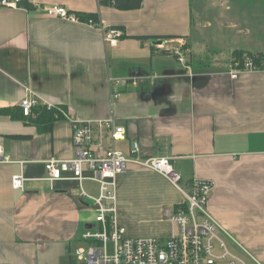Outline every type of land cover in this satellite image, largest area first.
Returning <instances> with one entry per match:
<instances>
[{
	"label": "crops",
	"instance_id": "crops-1",
	"mask_svg": "<svg viewBox=\"0 0 264 264\" xmlns=\"http://www.w3.org/2000/svg\"><path fill=\"white\" fill-rule=\"evenodd\" d=\"M29 1V11L0 4V109L33 98L60 105L65 115L39 131L0 113V143L9 158L0 162V264H69L85 245L95 208L80 192L96 196L98 184L87 170L80 182L49 181L44 161L74 156L77 121L110 117L125 136L113 140L109 128L94 124L96 155L110 148L129 154L137 141L141 157L168 158L186 190L193 178L212 181L207 209L239 246L221 236L253 264H264V69L232 78L236 67L229 65L234 50L264 52V16L253 20L241 5L209 0L208 9L198 6L199 20L225 7L231 25L193 35L190 0H142L133 10L98 0ZM52 5L98 12L102 27H120L118 44L107 46L95 25L47 15ZM226 36L232 46L224 55L219 42ZM15 174L25 178L22 189L11 186ZM115 195L126 236L164 238L176 230L166 212L184 196L159 173L142 167L119 173Z\"/></svg>",
	"mask_w": 264,
	"mask_h": 264
},
{
	"label": "built area",
	"instance_id": "built-area-1",
	"mask_svg": "<svg viewBox=\"0 0 264 264\" xmlns=\"http://www.w3.org/2000/svg\"><path fill=\"white\" fill-rule=\"evenodd\" d=\"M112 1V0H111ZM0 4L15 7L16 1L1 0ZM49 16L79 21L73 11H68L60 5H52L45 8ZM86 23L101 28L103 41L107 46H116L121 36V31L113 27H102L101 20L98 23L89 19ZM162 47L163 43L157 44ZM181 49H175L178 59L183 61ZM235 70L230 72L232 78L244 71L260 70L253 64L250 57L246 56L241 66L235 63ZM264 69V68H262ZM109 82L118 83L117 79H109ZM113 99L118 97V92L112 91ZM39 105L33 98H24L19 102L22 114L28 116L32 108ZM52 107L50 104L45 105ZM65 115V111H61ZM110 129L113 140L122 139L125 129L115 126L112 117L104 121L82 120L73 124L72 146L74 156L67 159L50 157L44 161L47 172L46 179L55 181L60 179H75L80 182L85 170L89 172L88 178L98 184L99 192L91 196L81 190L84 198L91 200L95 208V224L87 228L82 234L84 246L74 250L73 256L77 264H216L217 260L230 256L229 264H236L242 260L231 254L226 248L224 235L230 241L239 246L232 236L225 231L213 219L207 209L209 194L213 183L207 179L193 178L187 185L188 190L182 184L181 175L173 168L168 158L141 157L139 145L134 141L129 154L110 148L101 156L93 152V127ZM9 161L4 154L0 143V162ZM133 167H142L155 171L162 175L176 190L184 196L185 208L167 210L168 220L176 225V230L164 238L159 237H129L124 233L116 219L115 188L116 176ZM22 174L11 176L13 189H22L24 183ZM112 245V252L108 251V243ZM222 249V254L217 255L214 249Z\"/></svg>",
	"mask_w": 264,
	"mask_h": 264
},
{
	"label": "trees",
	"instance_id": "trees-1",
	"mask_svg": "<svg viewBox=\"0 0 264 264\" xmlns=\"http://www.w3.org/2000/svg\"><path fill=\"white\" fill-rule=\"evenodd\" d=\"M1 1V0H0ZM100 5H108L112 6L119 10H133L141 7L142 0H98ZM16 6L20 8H24L26 10H32L33 6L29 0H17ZM75 14L78 17L79 21L87 22L91 19L93 22L98 23L100 21L99 13H77ZM120 28V27H114ZM176 35H165L161 38H175ZM233 60L238 63L239 66L242 65L244 58L246 56L250 57L253 61V64L257 66L259 69L264 68V52H243L241 50H234L231 53ZM235 64V63H234ZM64 111L60 105H52V107L47 108L45 105H38L32 108L31 114L25 116L22 114V111L18 107H9V108H1L0 113L9 115L12 119H24L28 120L35 124L39 131H49L52 128V125L55 120L63 117L62 112ZM178 208H185V202L179 203L173 207V210H177Z\"/></svg>",
	"mask_w": 264,
	"mask_h": 264
},
{
	"label": "rangeland",
	"instance_id": "rangeland-1",
	"mask_svg": "<svg viewBox=\"0 0 264 264\" xmlns=\"http://www.w3.org/2000/svg\"><path fill=\"white\" fill-rule=\"evenodd\" d=\"M191 2V9H192V20L195 22L193 24L196 25V28L193 29V35H199L200 33H202V31H209L210 33H217L218 32V29H217V26L219 27L220 25H223L225 24V26H229L231 25L230 23H228L227 19L230 20V13H226L224 12L225 10V7H219V12L216 14L215 13V9H211L212 13H206V15L204 16V18L202 19L203 21L199 20V17H198V14L195 13L198 9V6L199 5H203L205 8L208 9V7L210 6V2L209 0H190ZM208 1V2H207ZM213 0H211L212 2ZM220 2V0H218ZM229 1H232L234 4H236L237 6L238 5H241L242 6V12L243 14H246L249 16H252V19L255 20L256 18V15L257 16H264V0H229ZM202 2V4H201ZM219 2H217V6L214 5V7H218L220 6L219 5ZM214 3V2H213ZM221 12V13H220ZM220 14V15H219ZM227 16H229L228 18H226ZM222 18V20L224 22H217V19L218 18ZM221 21V20H220ZM198 22H203V24H200L199 26L197 25ZM229 24V25H228ZM224 26V29H226ZM197 29V31H196ZM198 32V33H197ZM224 41L223 42H219V45L221 47H218L221 48L222 50V53L224 54H228L229 51H227V49L232 46V40L226 36V38L223 39ZM229 40V42L227 41ZM231 43V44H230ZM210 48V47H209ZM213 48V47H212ZM213 49H216L215 47ZM212 49V50H213ZM224 54V55H225ZM204 60V59H202ZM237 62V61H236ZM233 58L231 59L229 65L235 67L234 63H236ZM226 248L227 250L235 255L236 257L240 258L243 262H236V264H253L252 261L246 256L244 255L242 252H240L238 249H236L235 247H233L232 245H230L228 242H226ZM108 251L109 253L112 252V245L111 243L109 242L108 243ZM222 249H214V252L217 254V255H220L222 254ZM229 261H231L230 259V256H227V258L224 260H217L216 263L217 264H229ZM69 264H77L76 260L74 258L71 259V262ZM254 264H255V261H254Z\"/></svg>",
	"mask_w": 264,
	"mask_h": 264
},
{
	"label": "bare ground",
	"instance_id": "bare-ground-1",
	"mask_svg": "<svg viewBox=\"0 0 264 264\" xmlns=\"http://www.w3.org/2000/svg\"><path fill=\"white\" fill-rule=\"evenodd\" d=\"M94 152V151H93ZM217 264V263H216Z\"/></svg>",
	"mask_w": 264,
	"mask_h": 264
}]
</instances>
